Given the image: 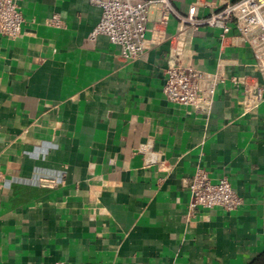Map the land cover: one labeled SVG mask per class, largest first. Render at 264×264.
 <instances>
[{"label":"crops","instance_id":"1","mask_svg":"<svg viewBox=\"0 0 264 264\" xmlns=\"http://www.w3.org/2000/svg\"><path fill=\"white\" fill-rule=\"evenodd\" d=\"M194 1L173 0L181 14ZM20 4L23 34L0 35V264H264V102L244 113L230 80L208 114L168 101L174 15L128 61L106 35L88 40L101 17L89 0ZM53 13L64 27L44 24ZM235 34L199 26L184 63L263 82ZM198 166L244 203L191 210Z\"/></svg>","mask_w":264,"mask_h":264},{"label":"built area","instance_id":"2","mask_svg":"<svg viewBox=\"0 0 264 264\" xmlns=\"http://www.w3.org/2000/svg\"><path fill=\"white\" fill-rule=\"evenodd\" d=\"M22 0H0V35L15 39L23 34L25 17L21 9ZM101 8V17L88 35L95 41L99 35H106L118 46L121 56L135 60L147 53L154 45L167 39L166 26L171 16L179 19L177 31L172 35L163 87L166 99L173 104L192 108L200 114H208L215 101V94L221 83L230 80L241 89V105L244 113H251L264 102V81L247 74L225 75L220 70L204 71L184 63L187 42L194 29L201 25L221 30L224 37L233 30L235 37L250 47L257 67L264 77V0H195L185 14L179 13L173 0H89ZM208 5L211 11L201 15V6ZM152 9L158 10L148 35V24ZM45 25L62 28L64 21L59 13L45 19ZM143 150L145 147L142 146ZM146 151V150H145ZM4 173L0 170V186ZM42 185L49 183L42 179ZM192 194L190 209L198 207L227 211L238 209L244 199L228 177L213 180L208 170L198 166L188 182ZM28 264H37L30 262ZM56 264H64L58 262Z\"/></svg>","mask_w":264,"mask_h":264},{"label":"trees","instance_id":"3","mask_svg":"<svg viewBox=\"0 0 264 264\" xmlns=\"http://www.w3.org/2000/svg\"><path fill=\"white\" fill-rule=\"evenodd\" d=\"M252 264H262V263H259V262L257 263V262H256V263H252Z\"/></svg>","mask_w":264,"mask_h":264}]
</instances>
